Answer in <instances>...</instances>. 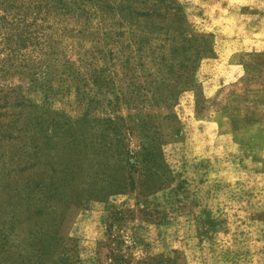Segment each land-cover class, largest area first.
Wrapping results in <instances>:
<instances>
[{
    "label": "rangeland",
    "instance_id": "374dc122",
    "mask_svg": "<svg viewBox=\"0 0 264 264\" xmlns=\"http://www.w3.org/2000/svg\"><path fill=\"white\" fill-rule=\"evenodd\" d=\"M111 236L264 264V0H0V264Z\"/></svg>",
    "mask_w": 264,
    "mask_h": 264
},
{
    "label": "trees",
    "instance_id": "16d2710c",
    "mask_svg": "<svg viewBox=\"0 0 264 264\" xmlns=\"http://www.w3.org/2000/svg\"><path fill=\"white\" fill-rule=\"evenodd\" d=\"M248 69H253L252 62L249 63V65H246ZM110 242V255L109 259L111 260L110 264H121L124 262L123 255L121 254V250L119 249L121 242L117 240L115 237L112 238V236L109 238Z\"/></svg>",
    "mask_w": 264,
    "mask_h": 264
}]
</instances>
